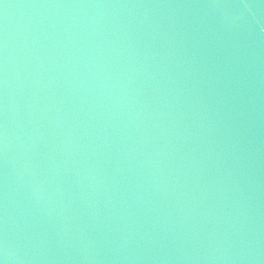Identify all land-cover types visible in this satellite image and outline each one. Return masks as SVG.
<instances>
[{
	"label": "water",
	"instance_id": "water-1",
	"mask_svg": "<svg viewBox=\"0 0 264 264\" xmlns=\"http://www.w3.org/2000/svg\"><path fill=\"white\" fill-rule=\"evenodd\" d=\"M2 264H264V0H0Z\"/></svg>",
	"mask_w": 264,
	"mask_h": 264
},
{
	"label": "snow or ice",
	"instance_id": "snow-or-ice-1",
	"mask_svg": "<svg viewBox=\"0 0 264 264\" xmlns=\"http://www.w3.org/2000/svg\"><path fill=\"white\" fill-rule=\"evenodd\" d=\"M0 264H2V261H0Z\"/></svg>",
	"mask_w": 264,
	"mask_h": 264
}]
</instances>
